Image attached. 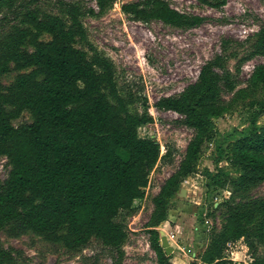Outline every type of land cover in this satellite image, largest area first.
I'll list each match as a JSON object with an SVG mask.
<instances>
[{
    "label": "rangeland",
    "instance_id": "obj_1",
    "mask_svg": "<svg viewBox=\"0 0 264 264\" xmlns=\"http://www.w3.org/2000/svg\"><path fill=\"white\" fill-rule=\"evenodd\" d=\"M131 1L136 0H109L100 8L98 0H16L10 9L0 10L1 42L14 26L23 27L15 17L18 11L37 8L69 24L61 2L76 5L84 37L75 45L88 58L97 54L107 60L127 110L152 117L138 128V135L160 145L144 197L114 218L126 232L119 246H105L91 237L82 246L67 248L52 234L38 233L13 220L0 228L1 264H157L151 230L157 231L160 245L161 229L169 242L161 248L173 264H208L211 256L236 264H264V179L243 184L232 151L239 138L264 127V82L253 77L255 69L264 65L258 43L264 0H167L176 10L203 18L198 25L183 27L136 20L121 10L122 4ZM39 39L47 41L50 36L44 33ZM25 47L32 49L29 44ZM209 60H217V72L229 73L232 86L221 84L223 110L211 118L208 138L193 162L195 172L183 178L168 198L164 220L153 226L152 199L177 170L194 134L179 114L158 109L155 103L178 95ZM27 71L11 65L0 82L8 86L18 73ZM31 120L24 110L11 122L19 126ZM9 170L8 160L0 156V184ZM65 232L63 227L57 234Z\"/></svg>",
    "mask_w": 264,
    "mask_h": 264
},
{
    "label": "trees",
    "instance_id": "obj_2",
    "mask_svg": "<svg viewBox=\"0 0 264 264\" xmlns=\"http://www.w3.org/2000/svg\"><path fill=\"white\" fill-rule=\"evenodd\" d=\"M15 1L0 0V10L10 9ZM108 1L98 0V5L103 8ZM61 5L69 24L58 15L28 8L15 15L23 27L14 26L0 42V78L11 65L18 71L29 69L18 73L8 86L0 82L6 92H0V156L10 164L8 177L0 184V228L20 220L38 233L52 234L67 248L82 246L91 237L117 247L126 232L114 218L144 197L160 145L138 135V128L152 117L127 110L107 60L97 54L88 58L75 45L84 37L78 7L70 2ZM121 10L136 20L154 19L177 27L203 20L176 10L167 0L131 1ZM44 33L49 40L39 39ZM258 43L264 52V25ZM217 60L203 64L196 80L178 95L155 103L158 109L179 114L194 134L177 170L152 199L153 226L164 220L168 198L183 178L195 172L193 162L208 138L211 118L223 110L220 87H231L232 82L228 72L215 70ZM253 77L264 82L263 64ZM143 106L147 107L145 101ZM24 110L32 120L14 126L11 121ZM232 151L243 184L264 179V127L239 138ZM63 227L66 232L58 235ZM151 232L157 264H173L159 245L157 231ZM207 262L236 264L213 256Z\"/></svg>",
    "mask_w": 264,
    "mask_h": 264
},
{
    "label": "water",
    "instance_id": "obj_3",
    "mask_svg": "<svg viewBox=\"0 0 264 264\" xmlns=\"http://www.w3.org/2000/svg\"><path fill=\"white\" fill-rule=\"evenodd\" d=\"M159 234H160V246L161 247L169 246V242H168V239L166 237V234L164 233V231L162 229L159 230Z\"/></svg>",
    "mask_w": 264,
    "mask_h": 264
}]
</instances>
